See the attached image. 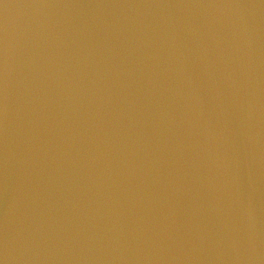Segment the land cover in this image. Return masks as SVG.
I'll use <instances>...</instances> for the list:
<instances>
[{"label": "water", "instance_id": "water-1", "mask_svg": "<svg viewBox=\"0 0 264 264\" xmlns=\"http://www.w3.org/2000/svg\"><path fill=\"white\" fill-rule=\"evenodd\" d=\"M0 264H264V0H0Z\"/></svg>", "mask_w": 264, "mask_h": 264}]
</instances>
